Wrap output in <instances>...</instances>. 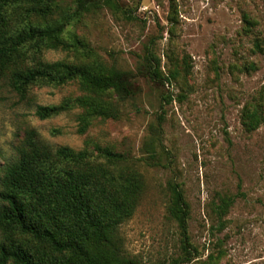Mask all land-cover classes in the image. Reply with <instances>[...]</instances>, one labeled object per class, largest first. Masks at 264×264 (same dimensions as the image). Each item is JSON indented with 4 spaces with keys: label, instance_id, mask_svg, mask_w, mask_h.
<instances>
[{
    "label": "rangeland",
    "instance_id": "obj_1",
    "mask_svg": "<svg viewBox=\"0 0 264 264\" xmlns=\"http://www.w3.org/2000/svg\"><path fill=\"white\" fill-rule=\"evenodd\" d=\"M118 2L136 18L108 7L88 13L69 28L88 48L76 44L49 50L45 58L80 61L95 53L109 64L135 70L149 45L167 72V54H189L193 71L187 98H177L179 84L142 79L140 93L128 100L121 118L95 119L80 134L79 109L47 119L35 115L37 104L52 105L81 94L78 82L34 86L26 101L0 77V165L32 128L53 145L83 149L87 140L114 145L135 159L146 179L135 213L121 225L127 254L143 264H197L223 250L219 264H264V125L248 132L241 121L245 103L264 92V0ZM161 114L160 161L148 163L147 142ZM173 179L182 184L190 205L195 257L188 263L182 259L180 230L167 213L168 182ZM220 194H232L235 201L226 227L218 231L212 207Z\"/></svg>",
    "mask_w": 264,
    "mask_h": 264
},
{
    "label": "trees",
    "instance_id": "obj_2",
    "mask_svg": "<svg viewBox=\"0 0 264 264\" xmlns=\"http://www.w3.org/2000/svg\"><path fill=\"white\" fill-rule=\"evenodd\" d=\"M103 7L136 18L118 0H0V77L26 101L31 100L34 86L78 82L81 94L52 105L37 104L35 115L47 119L79 109L80 134L95 119L121 118L128 100L140 93L142 79L179 84L180 101L192 89L190 55L167 54L171 63L165 72L161 56L149 45L135 70L109 64L95 53L80 61L45 58L49 50L76 44L87 49L69 28ZM245 22L252 25L247 16ZM255 46L263 48L260 40ZM249 67L256 69L254 63ZM242 111L246 131L264 125V92L245 103ZM158 120L152 125L145 158L153 164L160 161L157 142L162 114ZM14 150L0 165V264H143L127 254L121 234V225L133 216L146 190L145 176L128 152L94 140H87L83 149L53 145L34 128L26 130ZM168 190L167 213L180 230L182 259L188 263L195 257L188 227L190 205L180 182L170 180ZM234 201V195L220 194L214 202L218 231L226 227ZM222 253H211L197 264H219Z\"/></svg>",
    "mask_w": 264,
    "mask_h": 264
}]
</instances>
